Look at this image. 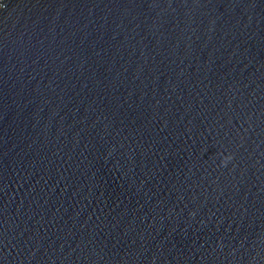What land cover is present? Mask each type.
Here are the masks:
<instances>
[{
  "label": "water",
  "instance_id": "water-1",
  "mask_svg": "<svg viewBox=\"0 0 264 264\" xmlns=\"http://www.w3.org/2000/svg\"><path fill=\"white\" fill-rule=\"evenodd\" d=\"M0 264H264V0H0Z\"/></svg>",
  "mask_w": 264,
  "mask_h": 264
}]
</instances>
